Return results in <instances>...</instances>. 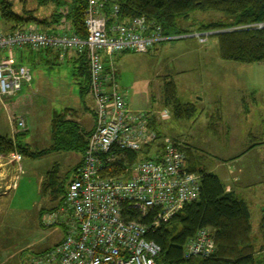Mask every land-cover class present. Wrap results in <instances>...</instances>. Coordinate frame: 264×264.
<instances>
[{"label": "rangeland", "instance_id": "rangeland-1", "mask_svg": "<svg viewBox=\"0 0 264 264\" xmlns=\"http://www.w3.org/2000/svg\"><path fill=\"white\" fill-rule=\"evenodd\" d=\"M13 1L17 12L19 2H22V7L24 3L34 8V0ZM231 20L221 13L195 10L188 19L178 21L180 32L165 34L162 29L163 39L151 41L149 47L138 52L127 50L115 54L117 56L110 59L112 66L107 61L108 70L114 67L116 88L123 95L131 115L143 116L145 121L141 125L152 131L148 133L151 145L146 155L158 153L164 143H176L180 144L185 160L188 152L202 166H216L217 173L223 174V162L228 160L227 163H230L222 150L224 143L227 144L224 140L227 123L230 124L227 129L234 133H248L250 149L255 150L257 145L264 147V62L225 60L219 54L217 39V34L223 32L264 28V22L235 24L221 29L202 27L218 21L231 23ZM54 51L61 54L59 50ZM66 54L61 56L71 59ZM16 64L26 66L33 80L23 83L22 93L18 96L0 100V134L11 136L14 129L15 133H21L18 137L23 145L28 144L32 151L43 153L38 157L23 156L19 152L0 154V264L28 263L61 237L63 227L47 225L42 221L50 209L58 207L61 196L52 200L50 195L41 193V185L46 173L54 167L58 168V176L63 178L79 155L76 151L64 150L46 153L51 147L52 112L61 114L69 106L80 107L76 102L79 79L75 82L69 64L62 61L48 68L30 58H17ZM39 70L49 78L48 81L44 78L42 84H37L41 75ZM171 82L176 84V95L182 103L197 106V111L190 117L187 114L177 117L172 108L163 103L161 95L164 94V87ZM199 84H203L202 87ZM208 84H213L210 89ZM87 92L90 96L86 99L88 106L95 107L90 90ZM14 100H21L22 105L15 108L12 105ZM82 104L85 105V102ZM75 107L69 111L71 116L78 114L79 110ZM16 117L24 121L23 127L16 125ZM72 119L75 120V117ZM255 133L256 139L261 142L250 140L249 137H255ZM146 150L145 147L138 157L145 156ZM15 153L21 159L10 162ZM250 153L252 155L245 163L242 161L240 167L247 179L253 180L249 188L255 192L248 190L246 193L259 197L251 201V240L259 258L264 259V232L261 229L264 218L261 211L264 210L261 206V201H264V150ZM239 154L234 152L230 159L238 160ZM237 173L238 168L234 167L231 175L235 181L240 178ZM238 193L235 194L242 198L240 190Z\"/></svg>", "mask_w": 264, "mask_h": 264}, {"label": "built area", "instance_id": "built-area-1", "mask_svg": "<svg viewBox=\"0 0 264 264\" xmlns=\"http://www.w3.org/2000/svg\"><path fill=\"white\" fill-rule=\"evenodd\" d=\"M107 5L108 0H87L85 37L33 27L0 33L1 101L31 81L30 70L17 65L11 54L17 47L29 46L34 51L56 49L62 55L73 51L83 56L95 102L94 127L82 160L66 185L62 201L42 220L63 227L64 237L22 264H157L161 248L146 238L149 227L129 218L124 208L136 209L142 216L155 210L156 225L199 197V175L188 170L180 144L164 143L158 153L145 152L132 163L125 161L119 172L106 165L123 158L116 151L139 154L148 149V133L152 131L141 125L143 116L131 115L116 88L114 67L108 70L103 56L112 66L110 59L115 54L138 52L151 41L163 39L161 27L144 17L127 21L112 18L119 13L117 4L112 6L113 16L108 17L104 13ZM15 121L18 127L24 126L22 119ZM20 159L15 153L10 162ZM214 249L210 230L201 229L187 243L186 254L208 256Z\"/></svg>", "mask_w": 264, "mask_h": 264}, {"label": "trees", "instance_id": "trees-1", "mask_svg": "<svg viewBox=\"0 0 264 264\" xmlns=\"http://www.w3.org/2000/svg\"><path fill=\"white\" fill-rule=\"evenodd\" d=\"M114 4H117L120 10L113 18L118 17L121 21H127L135 17H144L156 26H160L165 34L180 32L177 26L178 21L181 18L188 19L189 14L195 10L221 13L229 20L232 19L231 23L226 24L218 21L206 26L201 25L211 29H221L223 26L230 27L235 24L237 26L264 22V0H108L104 11L108 17L112 15ZM19 5L20 9L18 8L17 12L13 0H0L1 17L9 31L20 29L29 23L46 29V27L60 25L64 19L70 22L71 34L85 37L84 18L87 11V0H34L32 9L24 3L22 7V2H19ZM40 31H48V29ZM217 39L219 54L225 60L239 63L264 62L263 27L223 32L217 34ZM79 61L80 65L75 76H81L83 80V84L79 83L80 93L83 95L89 89V74L85 58L80 56ZM164 88V94L161 95L163 103L170 106L177 117L181 118L186 114L190 117L194 111H197L195 104L182 103L177 98V88L174 82L166 84ZM68 111L70 110L53 116L51 121L52 143L46 153L60 150L84 152L87 133L84 134L80 130L75 120L67 118ZM256 134L255 137L250 136V140L261 142L256 139ZM19 135L21 133H15L14 136L0 134V154L9 155L19 152L27 157L41 156L43 152L32 151L28 144L23 145L19 140ZM246 139L248 142V137ZM147 151L149 149L146 153ZM116 153L123 158L106 164L108 169L115 172L123 168L125 161L132 163L138 156L137 153L130 151L119 150ZM185 163L188 170L199 175L200 191L197 200L185 204L171 218L156 225L153 224L155 210L152 209L148 215L142 216L136 209L124 208L129 218L139 220L149 227L146 238L154 241L161 248L156 263L264 264V259L259 258L252 244L251 212L248 203L238 197L233 190L227 191L221 179L215 173L209 172L204 164L202 166L188 152H186ZM57 169L54 167L46 173L41 185V193L50 195L52 200L61 196L58 201L60 203L71 176L68 172L60 178ZM51 210L53 209L49 211ZM201 229L210 230L215 243L214 252L208 256L187 255V243ZM261 229L264 232V218Z\"/></svg>", "mask_w": 264, "mask_h": 264}, {"label": "crops", "instance_id": "crops-1", "mask_svg": "<svg viewBox=\"0 0 264 264\" xmlns=\"http://www.w3.org/2000/svg\"><path fill=\"white\" fill-rule=\"evenodd\" d=\"M62 20H63V22L60 25L51 26V27H48V28L46 27V29L45 28L42 29L41 27L38 28L33 23H29L25 27H33V28H36L38 30L39 29L40 30H47L48 29V31L53 30V31L58 32V33L71 34L70 33V31H71L70 22L69 21H65L64 19H62ZM7 32H11V31H9L8 26L3 21L2 17H1V13H0V33H7ZM11 54L14 57L15 61L17 60V58L20 59V60H23L24 58H30V60H32L33 62L36 61L37 63L43 64V65H45L48 68H51V65H53V63L61 64L62 61H65V62H67L69 64L72 77L75 80V82H77L76 80H77L78 75L75 76V73L77 72V68L80 65V61H79L80 56H78L73 51H69L66 54V55L70 56L71 59H69L68 57H64V56L59 55V53L55 52L53 49H46V50H42V51H38L37 52V51L32 50L29 46L17 47V48H15L12 51ZM59 56H61L62 58L59 57ZM114 56H117V55H114ZM103 58H104L105 62L108 61V57L105 54H104ZM39 72H40L41 75L39 76L40 80L38 81L37 84H42L41 81L44 80V78L47 81L49 80V78L47 79L43 72H41L40 70H39ZM78 79H79L78 80L79 82L77 84H79V83L83 84L82 83L83 80H81V76L78 77ZM48 83H50V82H48ZM202 85L203 84H199V87L200 86L202 87ZM208 85L209 86L207 88L210 89L213 84H208ZM22 90L23 89H21V91L17 95H14V96H18L20 93H22ZM205 92H206V89H205ZM87 94L88 95L86 97H84L85 95L84 94L82 95L80 93V90H78V97L79 98L77 97L76 102L79 103L80 107H75V106L71 107V106H69V108L67 107L63 112H65L67 110H71L74 107L77 108L79 110L78 114H76V115L73 114L71 116V113L68 111L67 118L71 117V119H72V117L74 116L75 120H77V122L79 123L80 130H82L84 134L87 133V135H88L90 133V131L93 129V127H94V121L95 120H94V106H88V102L86 101V99L88 97H90V96H89L88 92H87ZM14 96H12V97H14ZM202 100L204 101L203 97H202ZM219 101L220 100H218V102ZM20 102H21V100H19V102L18 101L16 102L14 100L12 105L15 106V108H19L22 105ZM83 102H85V105L82 104ZM63 112H60V113H63ZM55 114H59V113L52 112L51 117H50V122L52 121V118H53V116ZM229 126H230L229 123L225 124V127H226L225 130L226 131L224 132V140L227 141V144L224 143V145L222 146V150L227 154L226 158L230 160V163H227V162H229L228 160L223 162L222 166L225 169L223 171V174L217 173V171H216L217 167L213 166V165H209L207 167V170L209 172L215 173L220 178H222L221 181L223 182V184H224L226 189L231 188L238 195H239L238 190H240L241 191L240 194H242V196H241L242 199H244L248 203L249 209L251 211V208H252L251 207L252 206L251 205V201H253L252 199L257 200L259 197H256V195H254V194H250V192H255V190L249 188V186L251 184H253V180H248L247 179V176L241 170L240 165L242 166V163H243L242 161H244V163H245V161H247V157L249 155H252V153H250V152L264 150V147L257 145V146H255V150H252V149L248 150L249 146H250L249 143L246 141L247 140L246 138L248 137V135H247L248 133L247 134L241 133V135L239 133H237V132L234 133L232 130H228L227 129ZM5 135H7V134H5ZM10 135L11 136L15 135L14 129L11 131ZM51 143H52V141H51ZM231 146L236 147L237 149L232 148ZM234 152H240V156H239L238 160L237 159H230V158H232L231 156H232V154ZM78 154L79 155L76 156V157H78L77 158L78 160L76 159L77 161H76L75 165L74 166L72 165L73 167L69 170L70 176H72V173L74 171L73 169L75 167H77L80 164L81 160H82V155H81L82 153L78 152ZM250 157H252V156H250ZM234 167L238 168V173L237 174L240 177L239 178L240 183H239V180L235 181L232 178L231 173H233ZM19 170H21V167H20ZM16 180H17V178H16ZM248 190H250L249 194L246 193V191H248ZM261 202H262L261 206L264 208V201H261ZM261 211L263 212V216H264V210L262 209ZM60 233H62V235H60L61 237L58 239V241H60L63 238V236H64V232H63L62 228H61V232ZM58 241H56V242H58ZM55 243H54V245H55Z\"/></svg>", "mask_w": 264, "mask_h": 264}]
</instances>
